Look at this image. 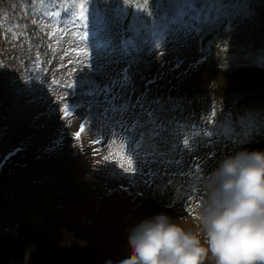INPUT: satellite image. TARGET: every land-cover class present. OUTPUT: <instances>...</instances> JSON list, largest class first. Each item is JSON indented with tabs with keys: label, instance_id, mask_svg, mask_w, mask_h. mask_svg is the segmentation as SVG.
<instances>
[{
	"label": "rangeland",
	"instance_id": "1",
	"mask_svg": "<svg viewBox=\"0 0 264 264\" xmlns=\"http://www.w3.org/2000/svg\"><path fill=\"white\" fill-rule=\"evenodd\" d=\"M66 2L0 0V189L12 193L7 197L12 200L6 204L7 213H0V224L12 227L11 232H0V264H33L35 247L36 258L45 264H119L131 250L126 225L136 217L163 211L186 227L195 225L204 178L211 171V157L206 158L212 148L218 146L221 152L215 166L237 147L264 149V141L254 135L240 139L216 134L221 113L229 108L234 116L237 110L264 108V73L250 70L264 65V0H250L253 15L232 30L204 36L203 53L197 38L179 52L169 45L143 56L133 103L157 69L189 78V65L199 62L196 68L210 73L211 86L206 94L192 97L177 91L175 98L194 100L184 105L183 113H168L170 121L179 120L188 144L181 139L173 163L147 165L143 175L135 161L128 162L129 145L121 129L113 125L101 130L89 114V98L82 95L80 78L91 73L101 84L106 81L94 72L93 50L89 47L84 55L78 27L66 22L62 8ZM177 58L183 61L179 67ZM123 67V62L113 63L108 71L115 77ZM217 69L239 71L230 81L221 78ZM163 77L161 83L169 80L164 73ZM215 95L229 96L232 105L216 101ZM92 99L91 115L103 113L104 96ZM81 102L84 107L65 116V105ZM61 133L63 146L46 151ZM209 133L220 142L214 144ZM133 167L135 172L128 170ZM47 228L54 230L53 236H47ZM207 264H213L211 256Z\"/></svg>",
	"mask_w": 264,
	"mask_h": 264
},
{
	"label": "snow or ice",
	"instance_id": "2",
	"mask_svg": "<svg viewBox=\"0 0 264 264\" xmlns=\"http://www.w3.org/2000/svg\"><path fill=\"white\" fill-rule=\"evenodd\" d=\"M63 11L66 22H79V27L83 29L81 40L85 44L84 55H88L89 47L93 50L94 72L102 75L106 81L101 84L91 73L80 78L82 95L89 98L86 105L89 114L101 130L113 125L121 129L129 145L128 162L131 165L135 161L141 175L147 165L173 163L170 153L178 147L176 138L182 139L180 123L175 118L166 121L164 114L183 113L184 105L192 103L186 97L174 98L171 95L164 101L160 96L152 97L151 89L147 88L140 92L135 103L130 98L124 99L122 92L136 91L135 77L143 56L151 55L158 47L169 45H175L171 50L179 52L183 47H190L191 41L197 38L201 41L200 51L203 53L204 36L212 32L230 31L237 22L253 15L250 0H141L136 4H133V0H111L110 3L109 0H67ZM129 17L131 19L126 24ZM120 62L125 67L113 77L108 68ZM182 63L177 58L176 67ZM198 63L190 64L189 69L196 68ZM154 82L150 80L147 83ZM116 89H120V92ZM100 95L104 96L106 107L103 113L92 116V98ZM84 106L83 102L65 105L62 111L67 116ZM136 108L141 110L137 113L134 111ZM166 122L170 127L167 135H164ZM257 131H264V111L247 108L237 110L235 116L232 108L222 112L221 122L216 126L218 136L227 135L229 138H248ZM75 137L80 139V132L75 133ZM63 143L64 135L61 133L46 151L53 152ZM183 143L186 145L188 141L183 140ZM128 170L136 171L134 167ZM129 179L134 181L135 177L130 176ZM11 231V226L0 224V232Z\"/></svg>",
	"mask_w": 264,
	"mask_h": 264
},
{
	"label": "clouds",
	"instance_id": "3",
	"mask_svg": "<svg viewBox=\"0 0 264 264\" xmlns=\"http://www.w3.org/2000/svg\"><path fill=\"white\" fill-rule=\"evenodd\" d=\"M203 193L194 226L163 211L129 222L119 264H264V149L222 157Z\"/></svg>",
	"mask_w": 264,
	"mask_h": 264
},
{
	"label": "trees",
	"instance_id": "4",
	"mask_svg": "<svg viewBox=\"0 0 264 264\" xmlns=\"http://www.w3.org/2000/svg\"><path fill=\"white\" fill-rule=\"evenodd\" d=\"M239 70H234L233 72H231V69H229V70H225V71H222L223 73H221V71L219 70V69H217V71L216 72H220L218 75L219 76H221L222 78H225L226 80H230V81H232L233 80V78L235 77V75L237 74V72H238ZM253 71H260V72H263L264 73V70H261V69H255V70H253ZM252 71V72H253ZM206 75H208L209 76V74L208 73H205ZM242 75H246V79H251L250 78V76L249 75H247V72L246 71H243V73H242ZM262 77H264V75L262 76ZM240 78H241V76H240ZM201 81H202V83H200L198 86H197V84L194 86V90L193 89H191V85H189V86H186V87H183L186 91H185V94H187L188 96H193V95H196V91L197 92H205L208 88H210V86L208 85L207 86V80L206 81H203L202 80V78H201ZM187 84H189V83H187ZM220 97H222V96H220ZM219 99H223L222 100V102L223 101H226V102H228L229 103V106L230 105H232V102H231V100H230V97L229 96H225V98H219ZM218 99V100H219ZM260 138H262V139H264V135H261L260 136ZM257 141L259 140L260 142L261 141H264V140H261V139H256ZM255 146V145H254ZM253 146V147H254ZM252 146H250L248 149H254ZM243 148H247V147H243ZM30 190H31V187H30V189H29V191L28 192H30ZM10 193L9 192H7L5 189L3 190V189H0V213H4V211L7 213V211H6V209L8 208V206H6V204L9 202V201H12V200H9L8 201V199H7V196L9 195ZM12 194V193H11ZM11 194H10V196H11ZM57 194V193H56ZM15 195V194H14ZM58 195H60V194H58ZM9 197V196H8ZM14 208H16V207H14ZM24 213V211L22 212V214ZM21 224L22 223H20V232H19V236L22 234V228H21ZM25 224H26V222H25ZM30 226V225H29ZM54 227L55 228H59V230L61 229V225L59 224V223H54ZM46 234H47V236H53V234H54V230H52V229H49V228H47L46 229ZM58 235V234H57ZM22 237H20L19 239H21ZM51 240H53L52 238H51ZM76 252H78L77 250H76ZM82 254V253H81ZM84 254V256L86 257V254L85 253H83ZM83 256V255H82ZM83 256V257H84Z\"/></svg>",
	"mask_w": 264,
	"mask_h": 264
}]
</instances>
